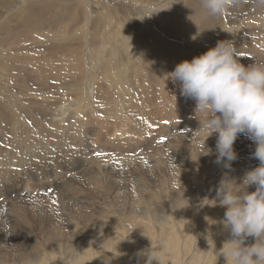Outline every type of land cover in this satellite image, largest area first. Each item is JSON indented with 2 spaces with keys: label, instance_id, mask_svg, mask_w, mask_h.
<instances>
[{
  "label": "bare ground",
  "instance_id": "obj_1",
  "mask_svg": "<svg viewBox=\"0 0 264 264\" xmlns=\"http://www.w3.org/2000/svg\"><path fill=\"white\" fill-rule=\"evenodd\" d=\"M126 1L135 2V5H137L136 3H140L142 5V6L139 5L140 7H142V13L141 11H139V13L143 16V18H148L147 16L148 11H146L145 7L148 8V10L150 11L151 9H153V5H156L155 3H157L158 0H126ZM198 1L199 0H192V1L190 0V2L188 3L185 2L186 4L183 2L184 4L175 6V8L165 12L166 14L165 18L170 20L172 29L176 32L182 33L183 37L186 40L185 42L187 43V47L175 45L174 42L176 41L177 43H179V39L171 38L170 36L158 32L157 29H155L152 26V24L148 19L146 20L149 21L150 23L149 24L150 29H152L155 33L160 34L161 40L157 42H148V41L145 42L143 40L144 35L141 33L138 34L137 36L129 35L126 43L123 37L124 35L127 34L120 30V23L133 21L134 20L133 15L135 13H133V11H130L131 9L129 7L121 8L120 6H118L117 8H115L116 7L115 6L112 8L111 5L107 4L105 10L109 14V16L111 15V17L114 18L115 20L114 27L117 26V29L114 30V27H112L113 25L107 27L104 24V16L98 18L94 16L95 14L94 15L92 14L93 11L91 10L90 3L87 2V0L86 1L84 0H25L24 7L17 14H15L7 22L0 24V56H1L0 79L2 80V82L5 81L6 83L12 81L13 85L17 83H19L18 84L19 86L26 85L27 87L26 86L23 87H26L27 89L30 90V94L26 93L23 96H17L18 94L19 95L21 94L18 93L20 89H17L16 87H14L13 90H17V92L16 93L15 91L12 92L13 86L11 89L0 91V99L3 100V103H0V139L2 140L1 143H3V147L2 146L0 147V158H1L0 167L1 165H3L4 168L6 169V170L2 169L3 171H0V178L3 179L7 176V179L10 180L11 184L13 186H16L13 187L12 190L5 188V190L8 191H5L4 194L0 195V264H45L44 260L47 257V252H46L47 249H49L51 260L56 262V264H146L148 257H149L148 264H155V262L153 261H160V263H164V264H184L185 260L191 258V253L194 250V243H195L194 230L189 228V225L192 226V224L194 228L197 226L201 228V230L199 231L200 236L204 237L205 239L204 241L206 242V244L208 243L206 238L210 242L209 250L211 251V256L206 261V264H219L221 262L222 257H219L217 260L216 256L214 255V250L218 251L222 247L224 242L223 239H226L227 236V232L224 231L222 225L218 223L223 218L225 209L220 207L218 204L216 206H213L214 202L212 200H214L215 198V194H216L215 189L218 186V183L221 180L222 176L226 173L230 176V172H229L230 169H227L225 171V167L223 163L216 164L214 162L216 159L215 154L210 156L201 155L202 154L201 149H199L197 145L195 147L194 153L199 156L201 155L200 163H199L201 169L198 170L197 168L193 169L192 167H190L191 170H193V172L190 173L189 171H186L187 172L185 175L186 177L179 178L180 182L178 181L177 183L179 184L178 185L179 189L176 190L175 186L173 185L169 186L168 185L169 181H167L168 180L167 179L161 182L159 188H155L152 186L153 188H155L153 190L158 191V194H154L153 190L151 189L149 195L148 182H150V180H148V176H147L148 174L145 175L146 173L145 174L138 173L141 183L139 184L140 186L138 187H141L143 190L139 189L136 190L135 192L131 191V193L133 194L127 196V199L129 200L128 203L129 202L133 203L134 208L136 209L139 208L138 210L141 212L144 209V207H142V205L144 204H146L145 207H148L149 205L153 204L151 203L152 201L158 200V203H160L159 199H157V197H159L160 194L161 196H163V199L176 200V202H173L175 203L173 205H175L177 213H174V209L172 208L173 210L170 211V214L166 219V223L162 222L164 227L161 228L157 226V229L159 227L161 228V230L164 229L169 230L170 235L175 236L178 243H180V241L184 239L185 244L182 246L181 250H176L173 248V250L171 251L170 248L171 244L169 243L170 240L167 237H164V242H159L162 245H164L163 246L164 248L161 246L158 248L157 237L155 236L149 237L148 229L137 230L139 226H136L137 227L136 230L131 229L132 230L131 233L135 235L136 239L134 240L133 238H130L129 241L130 242L133 241L135 246L141 244L143 246L141 248L145 249V251L148 253L147 255L145 253V254H140L139 256H134L131 253L132 252L131 250H130L131 252L130 251L128 253L125 252L126 250H124L121 247L122 243H124L126 238L125 233L122 232L121 223L119 221H114L116 220L115 216L121 219L123 210H120V207L122 204L123 205L125 204L121 200L125 197V194L122 191V186L120 187L118 185H115V188L112 190L110 189L109 191H107L108 190L107 189L106 191H102L105 201L107 200V202L110 203V208L112 209L109 211V217H107L110 218L109 220L112 221L110 222L111 229H109V227L104 224L105 221L103 223L101 222L104 220V219L102 220L101 217L103 211V204L102 205L100 204L101 207L99 208V210H101V212L98 211L97 209L91 208V210L92 209L93 210L91 211L90 215L85 214L86 212L83 213L84 210H76L73 208L74 203L72 204L71 201L72 199L71 197H73L71 196V192L75 186L74 185L75 180L78 177L76 178V176H74L73 177L74 179L72 178L69 182H66L63 187V190L61 191L60 189L62 188L60 186L58 187L55 186L60 181V179L54 178L53 176H47L44 178L43 177L44 171L39 172L41 168L51 167V163L41 164V167H39L40 169H36V173H32V174H29V172L34 171V169H30L28 173H20L19 170L12 171L15 172L13 175L9 173L10 172L9 168L15 167L11 163V161H16V163H22L25 159L30 164H33L34 163L33 160L36 158L42 159L47 157L48 160H51L52 155H54L53 154L54 150L56 152L60 150V153L65 152L66 149H62L61 146L65 141L69 140V136H71L74 131L76 132L81 131L84 137L86 138L87 142H86L85 150L88 155L91 156L90 153L93 154L97 149L99 150L101 148V145H103V147L106 148L108 145L105 142L103 143V141H101V139L96 135L93 129L94 121L91 120L93 116H96V114L99 115L102 114L103 104L104 105L112 104V106H118L117 108L119 109V113L121 114L120 117H114L116 118L114 124L109 125L105 122L102 123L97 122L99 128L102 129L104 132L106 131L110 132L109 126H113V127L118 126V128L114 133H110V137L112 138L116 137L117 144L114 145L110 144L114 146L116 150H119V148L121 147L123 148L132 147L133 143L136 144V142H133L136 141L135 138H139L143 140L147 139L148 135L150 134V128L148 127V124L147 125L145 124V122L148 119V114L146 117H144L145 115L144 111H148V103H145L147 101L141 99L139 100V102L142 103L132 105L131 102L133 100L132 101L130 100L136 96L135 93L138 92L137 89L141 85L142 87L146 88L145 91L151 90L150 87L148 86L149 83L148 46L153 48V50L150 51L149 54L155 60L158 57V54L166 55L169 53L175 58L174 63H172L169 67H168V63H166L167 66H165L163 70L164 81L162 82V84L160 85L161 87L159 88L160 94H158V91L157 94L155 93L156 95H159L157 97V100L160 99L162 101H168L167 94H170L177 98L171 100L173 103H179L182 101L185 103V100H182V97L180 98L178 94L174 93L175 91L177 92V90L179 91V86L172 87L174 83L166 76V74L172 72L175 66L180 62L184 60L191 61L193 57L199 56L205 53L206 51H208L209 48L215 47L216 45L214 44V40L217 42L222 41L221 37L216 38V36L220 35L221 31H223L221 28L224 25V23L221 22L223 21L222 15L217 17H210L203 9L201 10V8H199V5L197 4L199 3ZM195 3L197 4V6L195 5ZM115 4L116 2L114 3V5ZM158 4L161 5L162 3L158 1ZM241 5L245 11H249L248 16L252 17L254 13L253 7L261 6L264 4L259 0H238V3L232 8L234 9L235 7L236 8L239 7V9H241L242 8ZM136 8L138 9V7ZM53 10H55L57 14L54 15L53 18L50 17L47 18L45 14L50 13ZM233 11L231 10V12ZM235 13L238 14V12ZM131 16L133 19L130 20ZM259 21H261L264 25L263 12L262 13L260 12V15L253 18H248V20H244L243 22L237 25H235V23H233L232 20L230 21L231 23L227 21L226 26L224 25L225 27H227L228 36L230 31L235 32L234 38L233 37L232 38L233 40H235V46L240 53V57H242L240 58V62L242 63L245 64L251 63L250 59H248L246 55H252L253 58H255V60H257V54L259 56L264 57V52H263L264 39L259 40L258 43L253 41L254 34L250 29L252 22L257 23ZM12 22L19 25L20 29L16 31L15 30L12 31L11 29L12 24H10ZM146 23L148 25V22ZM188 35H191V37L194 36V38L187 39ZM41 39L44 40L40 42ZM111 39L114 42H116L117 45L113 49V53H111L112 60L104 61L106 58L103 60V57H106L107 54L106 51H108V46H109V45L105 46L104 44L106 42H110ZM169 39H171L172 42ZM226 39L232 40L230 37ZM180 40L183 41L182 39ZM124 43H126V45ZM254 43L258 45L256 46L254 45ZM49 44L52 46H49ZM196 47H198L199 49L197 50ZM261 49H263V51ZM37 50L38 51L43 50V52H39L38 55H35V51ZM132 54H134V56ZM91 59L93 60L92 62L94 65L90 68L89 67L87 68V64L88 62H90L89 60ZM112 62H114L113 65H111ZM156 62L158 66H160V64L158 63L160 62V60H156ZM258 62H262V61L258 60ZM45 65H49L50 67L53 65L52 69L53 68L54 69L51 71H47L40 68L41 66H45ZM26 68H29V70H26ZM108 68L109 70H107ZM127 68H131L133 70H137L141 72L143 76V80L140 79L142 76L139 79H133V81H130L129 78L127 77L125 78L122 70ZM162 68H163V64H162ZM68 69L71 71L70 76L72 77V79L71 82L69 83L67 82L68 84L64 83L65 87L64 86L62 87L68 90L70 87H73L72 89H74L75 87L76 89H79L80 92L84 91L83 95H80L81 97L79 98V101L78 99H75L74 98L75 96L73 95L75 94L76 91L71 94L72 96H74L73 98L77 100V101L73 100L74 102L72 103L74 104H72L71 106H65V104L62 105L63 103L62 104L57 103L58 100H61L62 98L64 99L66 98L62 94H58L57 92L56 95L51 93L53 95L49 96L50 95L48 94L49 91L53 89L51 88L50 84L46 85V83L50 80L52 82L61 81V80L65 81L68 74H64V73L68 72ZM55 70H57V72L60 71L61 73L53 74ZM4 71L7 72L4 73ZM90 74L92 78H89ZM14 75L17 76L14 77ZM104 82H106V84ZM107 82L109 83L111 82L112 86L114 87L113 89L110 85L107 86L108 89L111 87V91L108 94L106 93V89H105ZM33 84H36V86L33 89L28 88V85H33ZM5 86L6 85H4V87ZM22 89L23 88H21L20 92H22ZM114 90L117 92V97L114 95L115 93ZM10 92H12V94L10 95L11 99H9V95H6V94H10ZM144 95L146 94L144 93ZM14 98L16 99L15 101H17V103H19V105L21 106L19 108H15L18 111H20L17 112L16 114L24 117V122L21 125H19L20 128L19 138H17L13 134V128L15 126L14 116L9 117L6 112L8 109L12 111L11 107H9V102ZM67 98L69 99V96H67ZM70 100L67 102L70 103ZM135 100L136 99H134V101ZM106 112L108 111H105V114ZM39 114L43 115V118L45 120L44 124H46V128H44L45 125L43 127L42 126L39 127V124L37 123L38 118H36L38 117ZM110 116L113 117L112 110H110L109 113H107V115L101 116V119L107 121L106 119ZM174 116H177L176 113H174ZM2 117L5 119V125L3 123ZM105 117L107 118L105 119ZM53 118H55L53 124H48L46 122V121H51ZM129 119L134 120L136 123L142 126V128L144 129V133L132 129L131 126L129 125ZM88 125L89 128H86V126L88 127ZM187 127L190 128L193 126L188 124ZM4 129L6 130V135H4L3 133L5 131ZM118 134H121V136L117 137ZM23 136L27 137L29 146L30 147L34 146V147L30 148L28 152H24L23 149H16V152H14L13 149L15 146L20 148V144L22 143ZM69 144L70 145L74 144L73 138H70ZM211 147L215 149L214 144L211 145ZM243 147L240 146L241 149H245ZM178 149L180 151V148ZM97 151H96V155L100 153V152L97 153ZM77 153H85V152L83 149L77 151ZM253 153H254L253 151H249V155H252ZM102 156H101V158H103L102 160L98 157L100 159L99 162L93 160L89 165L86 163L88 166L85 167L84 171L79 174H82V176L86 174L85 176H90L95 181H98V179H100L99 177L101 176L104 177V175L109 174V171L110 172L113 171V170L112 171L109 170L110 168H116L117 166L120 165V162L122 163L125 160L129 161L128 164L136 165V167L138 166L139 168L141 166H144V164L146 166L144 160L145 158L142 159L141 161L139 159L134 161L133 159H128V158L120 159L115 156L116 157L115 160L117 161L113 159V164L110 165V160H112L110 158L112 155L110 156L108 161L105 159L106 156L105 158ZM159 158H161V156L156 157L154 163H159ZM162 160L165 161L164 158ZM55 161L58 160L56 159L52 162ZM87 161H89V159H87L84 162ZM101 163H103V165ZM249 163L256 164V163H260V161L258 159L252 158L251 160H249ZM92 165L97 166L96 168L94 167L95 170ZM158 165L160 166V164ZM189 166H187V168ZM180 173L181 172L175 169L174 172L170 174V177L177 178ZM158 174L160 178H162L164 172L160 170V172L158 171ZM158 174L156 176H158ZM231 174L233 173L231 172ZM230 177L235 178L237 180V183L240 182L241 178H239L238 176H230ZM21 179L29 186L34 185L33 186L34 189H31L33 191H28V190L24 191L25 189H21L20 186ZM90 180L92 179L90 178ZM172 180L173 179H171V181ZM23 181L21 183L22 185L24 184ZM1 183H3V181H1ZM43 183L48 184L49 186L52 187L43 188L41 186ZM103 184H100V186L101 185L104 186ZM171 184H173V182H171ZM108 185L110 184H107V186ZM85 193H89V192H85ZM59 194L61 195V200L56 199V196ZM124 199L126 200V197ZM167 203L169 202L167 201ZM155 205L156 204H154V206ZM167 205L165 208H167ZM10 208L13 210L12 218L10 217V215H8V209ZM83 209L86 210V207ZM105 210L108 209L105 208ZM31 211L34 212L33 214L35 215L36 227L41 228L43 226V228H47L48 231L51 227H57V230H60V227L58 225H59V221L61 220L58 221V219H56L58 216L64 218L68 217V219H70L69 222H71L67 226V228L65 226L68 232L61 231L62 229L60 231L63 232V234L67 237L68 241L73 238H78L82 242H84L85 240V243L87 245H85V247L83 248L78 249L77 250L78 254L75 255L74 253L75 250L73 251L72 248L64 249L62 246L63 243L62 239L60 238L52 239L51 236L53 232H50L49 235L47 231L45 233H42L43 236L42 238H40V240H38L36 236L34 237L31 232V236L29 238V246L27 245L24 248V243L21 242V240L24 238L27 239L28 236L27 232L31 231V229L35 226L33 224V227L30 226L26 228L27 230H22L21 227L19 226V218L23 217L26 212H31ZM144 213H146V211ZM105 214L106 213H104V215ZM150 214L155 218L149 219ZM157 214L159 213L156 212L155 209L154 210L152 209V212L148 214V220L156 221L157 218L155 215ZM97 215H99V217L101 218L100 220L97 217ZM105 216L108 215L106 214ZM160 216L162 217V215ZM94 222H95L94 227L96 226L95 233L93 232L94 235L101 234L102 236L105 234V238H107L106 236L112 234L113 235L112 243H114L115 248L95 246L97 244L95 243V241H94L95 245L93 246L90 235H88L86 238V236L84 235V232H86L85 227L88 224L91 223L94 224ZM106 223L109 224V222ZM166 224H168L169 227H167ZM90 227L91 225L88 228ZM53 229L55 228H52V230ZM110 230L114 232H110ZM101 238H104V236ZM93 239H96V235ZM45 241L48 242L47 243L48 245L45 243ZM148 243H149V250H148ZM102 245H103V241H102ZM42 246L47 247V249H43ZM165 246L167 250H165ZM69 247L71 246L69 245ZM94 248L97 249V251H95ZM23 249L28 251H25L24 253ZM35 250L36 252L34 253ZM123 253L127 254L128 263H120L118 261V256H121ZM182 257H184V261H182L181 259ZM190 264H199V263H197L195 259H192L190 261Z\"/></svg>",
  "mask_w": 264,
  "mask_h": 264
},
{
  "label": "rangeland",
  "instance_id": "obj_2",
  "mask_svg": "<svg viewBox=\"0 0 264 264\" xmlns=\"http://www.w3.org/2000/svg\"><path fill=\"white\" fill-rule=\"evenodd\" d=\"M84 1H86V0H84ZM158 1L161 2L162 4L161 5L158 4ZM158 1H157V3H155L157 6L156 5H153V9H151L152 11L151 10L149 11L148 8H146L144 6L145 9H146V11H148V13H147L148 18H143V16L139 13V11H141V13H142V7H140L142 5L140 3H136L137 5H135V2H129V1L127 2L126 0H87V2L90 3L91 10L93 11V12L91 11L92 14L93 15L95 14L94 16H96L98 18L104 16V24L107 27L112 26V25H113L112 27H114V24H115L114 18L111 17V15L109 16V14L107 13V11L105 10V7H106L107 4L108 5H111L112 8L115 7V6H116L115 8H117L118 6H120L121 8L122 7L123 8L129 7L131 9V10L130 9L129 10L130 11H133V13H135L134 15L131 13L133 15V18H134L133 21H127V22H125L126 24L125 23H122V22L120 23V30L123 31V32H125L127 34V35H124V37H123L124 40L126 41V43H127V39H128V36L129 35H131V36L132 35L133 36H137L138 34H141V33L144 35V39L143 40L145 42H147V41L148 42H157V41H160L161 40L160 34L155 33L152 29H150L149 24L151 23L152 26L155 29H157L158 32H160V33H162L164 35L170 36L171 38L179 39V43H177L176 41L174 42L175 45L187 47V43L185 42L186 40L183 37L182 33L176 32V31H174L172 29L170 20H168L167 18H165V15H166L165 12L166 11H169L170 9L175 8V6H178L180 4H184L185 2L188 3V2H190V0H188V1L187 0H158ZM259 1H261L264 4V1H262V0H259ZM115 2L118 5H116V4L114 5ZM24 3H25V0H0V24H3L5 22H7L10 18H12L15 14H17L24 7V5H25ZM196 3H195V5L197 6V4H198L199 5V8H201L200 7V3H197V4ZM92 4H94V5H92ZM136 7H138V9ZM241 7H242V5H241ZM263 7H264V5L257 6V7H253L254 13H253V16L252 17H249L248 16L249 11H245L243 7H242L243 9L242 8L239 9V7L238 8L235 7L236 9L235 8L234 9L233 8H230L228 10V12L226 11L223 14L224 16L222 15L223 21H221V22L224 23V25L226 26L227 21L230 22L232 20L233 23H235V25H237V24L243 22L244 20H248V18H253V17H256V16L260 15V12L261 13L263 12V17H264V8ZM260 8H262V9H260ZM133 9L136 10V11H134ZM255 9H257V10H255ZM201 10H202V8H201ZM231 10L232 11L234 10V11L231 12ZM235 12H238V14H236ZM56 14H57L56 11L53 10L52 12L45 14V16L47 18H49V17L50 18H53V16L56 15ZM230 14H232V15H230ZM229 16H232V17H229ZM133 18L131 16L130 17V20L133 19ZM233 18H235V19L237 18V19L235 20ZM146 19H148L150 21V23ZM113 20H114V22H113ZM234 20H235V22H234ZM145 21L148 22V25H147V23ZM236 21H238V22H236ZM10 24H12V28H11L12 31H14V30L16 31V30H19L20 29V26L17 25L16 23H13L12 22ZM224 25L221 27L223 31H221V34L218 35V36H216V38L221 37L222 40H228L226 38H229L230 37L233 40L234 35H235V32L234 31H230L229 32V36H228L227 27H225ZM18 26H19V28H18ZM116 29H117V26L114 27V30H116ZM224 29H226V30H224ZM250 29H251V31L254 34L253 41H255V42L258 43L259 40L264 39V25H263V23L261 21H259L257 23H253L252 22V25H251ZM190 38H194V36L191 37V35H188L187 36V39H190ZM107 39H108V37H107ZM180 39H182L183 41H181ZM42 40H44V39H41V41L40 40L39 41L42 42ZM169 40L172 42L171 39H169ZM233 41L235 42V40H233ZM110 42H106L104 44L105 46H108L109 45L108 46V51H106V53H107L106 54V57H103V60L106 58L104 61H106V60H112V54L111 53H113V49L117 45L116 42H114L112 39L110 40ZM126 43H124V44L126 45ZM214 44L216 45L217 44V41L214 40ZM254 45L257 46L258 44L254 43ZM49 46H52V45L49 44ZM110 46H111V49L112 50L110 49ZM196 49L198 50L199 48L196 47ZM152 50H153V48L148 46V80H149L148 86L150 87L151 90L150 91L149 90L148 91H145L146 88L145 87H142V85H141L137 89L138 92L135 93L136 96L130 100V101L133 100L131 102L132 105L142 103V102H139V100H141V99H144L145 101H147L145 103H148V111H144V113H145L144 117H146L147 114H148V119L145 122V124L146 125L148 124V127L150 128V134L148 135V138L147 139L143 140V139L135 138L136 141H133V142H136V144L133 143V146L132 147H129V148H123V147H121V148H119V150H116L115 147L112 146L114 144H117L116 137L115 138L110 137V133H114L116 131V129L118 128V126L117 127L109 126L110 132H107V131L104 132L102 129L99 128V125L97 124V122H100V123L105 122V123L111 125V124H114V122H115V119L116 118H114V117H120L121 114L119 113V109L117 108L118 106H112V104H106V105L103 104L102 114H100V115L99 114H96V116H93L91 120L94 121L93 129H94L96 135L101 139V141H103V143L105 142L108 145L106 147L107 149L105 147H103V145H101V148L99 150L97 149L98 151L96 150L97 153L100 152V153H98V155H96V151L93 154L90 153L91 156L88 155L87 152H86V150H85V148H86V142H87L86 141V138L84 137V135L82 134L81 131L80 132L74 131L72 133V135L69 136V140L65 141L63 143V145L61 146L62 149H66V151L63 152V153H60V150H58V152H56L54 150V152H53L54 155H52V159L51 160H48L47 157L42 158V159L41 158H36V159L33 160V162H34L33 164H30L25 159H24V161L22 163H16V161H11V163L15 167L14 168H9V171H10L9 173L11 175H13L15 173V172H12V171L19 170L20 173H28V171L30 169H34V171H30L29 172V174H32V173H36V169H40L39 167H41V164H49V163H51V167H49V168H46V167L45 168H41L39 172L44 171V175L42 174L44 178L47 177V176H53L54 178L60 179V181L55 186L56 187L60 186L62 188V189H60L61 191L63 190V187H64V185H65L66 182H69L74 176H76V178L78 177L76 179L78 182L75 180V184H74L75 186H74L73 190L71 189L72 190L71 196H73V197H71L72 198L71 201H72V204L74 203L73 204V208L76 209V210H84L83 213L86 212L85 214L90 215L91 214V211L93 209H97L98 211L101 212V210H99V208L103 204V211H102L101 217H102V220L103 219L104 220L101 221V222L103 223L105 221L104 224L107 225L109 227V229H111V227H110L111 223L110 222H112V221L109 220L110 218H107V217H109V211L112 210V209L110 208V203L107 202V200L105 201V198L103 196V192L102 191H106L107 189H108L107 191H109L110 189L112 190V189L115 188V185H118L120 187L122 186V191L125 194L126 200L124 199L125 197L123 199H121V200L126 204V206H125V204L124 205L123 204L121 205L120 210H123L122 211V217L120 219L117 216H115L116 220H114V221H119L121 223L122 232L125 233V237H126L124 243H122V246L121 245L120 246L124 250H126L125 251L126 253H128L131 250L132 252L131 251L130 252L134 256H139L140 254H145V253L147 255V253H148V252L145 251V249L141 248V247H143L141 244H139L138 246L137 245L135 246V244L133 243V241L132 242L129 241L130 238H133L134 240L136 239L135 235L133 233H131V231L133 229L136 230V228H137L136 226H139V228H137V230H139V229L140 230L148 229L149 237L150 236L157 237V247L158 248L160 246L161 247L164 246L161 243H159V242H164V237L169 238V240H170L169 243L171 244V247H170L171 248V251L173 250V248L176 249V250H181L182 249V246L185 244V240L184 239L182 241H180V243H178L177 240H176V238H175V236L170 235L169 230H167V229L161 230V228L164 227L162 222H165L166 223V219L168 218V215L170 214V211L174 209V213H177L176 212V207H175V205H173V204H175L173 202H176V200L163 199V196H161V194H160V196L157 197V199H159V202L160 203H158V200H156V201H152L151 202L153 204L150 203L152 206L148 204L149 206L148 207H145L146 204H144V205H142V207H144L145 210L143 209L142 212L138 210L139 209L138 206H137L138 209H136V208H134L133 203H131V202L128 203L129 200L127 199V196H130V194L131 195L133 194V193H131V191L132 192H135L136 190L142 189L141 187H138V186H140L139 184H141L140 183L139 174L140 173H143V174L146 173L145 175L148 174L147 175L148 176V180H150V182H151V183L148 182V194L150 193L151 189L153 190L155 188H159L161 182H163L164 180H167V179H168L167 181H169L168 182V185L169 186L173 185V186H175V189L176 190L179 189V186H178L179 184H177L178 181L180 182V179L179 178L180 177L185 178L186 177L185 175L187 173L186 171H189L190 173H192L193 170H191L190 167H192L193 169L194 168L195 169L197 168L198 170L201 169V167L199 166L200 157H199V155L195 154L194 151H195L196 145L199 147V149H201V145H202L203 139H204V137H203L202 134H201V137H200L199 140H197V139L194 138L195 137L194 135H196L194 132L200 126L199 125V121L195 118V112H194V109H195V101H193L191 99L190 100H188V99L186 100L184 97H182L180 95V91H178V90H177V92L175 91L174 93L178 94L180 96V98L182 97V100H185V103L183 101L182 102H179V103H173L171 100L177 99V98L175 96L170 95V94H167L168 101H162L160 99L157 100V97L159 96V95H156L157 94V91H158V94H160L159 88L161 87L160 85L164 81V78H163V70H164L165 66H167L166 63H168V67H169L172 63H174L175 58L171 54H169V53L166 54V55H164V54H158V57L156 58V60H160V62H158L160 64V66H158L156 60L154 58H152L150 56V54H149V52L152 51ZM261 50L263 51V49H261ZM39 52H43V50L42 51H38V50L35 51V55H38ZM132 55L134 56V54H132ZM246 57H248V59H250L251 63L258 62V60L264 62V57L259 56L258 54H257V60H255V58H253L252 55H246ZM239 58H242V57H239ZM89 61L90 62H88L87 68L88 67L90 68V67H92L94 65L93 62H92L93 61L92 59L89 60ZM113 64H114V62H112L111 65H113ZM162 64H163V68H162ZM242 64H245V63H242ZM245 65H248V64H245ZM52 66L50 67L49 65H45V66H41L40 68H42L43 70L51 71V70L54 69V68L52 69ZM26 70H29V68H26ZM107 70H109V68ZM55 71L53 72V74H55V73L56 74L61 73L60 71H58V72H57V70H55ZM122 71L124 73V77L125 78L126 77L129 78L130 81H133V79H139L142 76V73L141 72H139L137 70H133L131 68L123 69ZM6 72L7 71H4V73H6ZM64 74H68L65 81L64 80H61L63 82H61V81H53L52 82L50 80V81H48L46 83V85H49L50 84L51 85V88L53 89V90L49 91V93H48V94H50L49 96H51L53 94L56 95V92H57L58 94H62L66 98V99L62 98L61 100H58L57 103H61V104L63 103L62 105L65 104V106H71L72 104H74L72 102L77 101L75 99H78V101H79V98L81 97L80 95H83V92L84 91L80 92L79 89H76L75 87H74V89H72L73 87H70V88L68 87L69 90L66 89V88H63L62 86H64L65 84H68L69 82H71V79H72V77L70 76L71 75V71L69 69H68V72H65ZM16 76L17 75H14V77H16ZM89 78H92L91 77V74L89 75ZM140 79L143 80V76ZM4 82L5 81L2 82V80L0 79V91H5V90H8V89H11L12 86H13L12 92L15 91V93L17 92V90H13L14 87H16L17 89H20V91H21V88H23L22 89V92H20V91L18 92L21 95L18 94L17 96H23L26 93L27 94H30V90L26 88L27 87L26 85H23V86H26V87H23V86H19L18 85L19 83L13 85V82L12 81H10L9 83H6V82L4 83ZM60 82L63 83V84H61ZM111 82L110 83L107 82V85L105 87L107 94L111 91V87L114 89V87L112 86ZM54 83H55V86H54ZM104 83L106 84V82H104ZM52 84H53V86H52ZM105 84H103V85H105ZM4 85H6V86L4 87ZM109 85L111 87L108 89L107 86H109ZM17 86H19V87H17ZM35 86H36V84L28 85V88H32L33 89ZM174 86L175 87H178L177 84H174L172 87H174ZM60 87H62V88H60ZM141 88H142V90H141ZM25 89L28 90V91H26ZM69 91H70V93H69ZM12 92H10V94H6V95H9V99H11V96L10 95L12 94ZM74 92H75V94H73V95L75 97L71 95ZM114 92H115L114 95L117 97V92L115 90H114ZM51 93H53V94H51ZM144 93L146 95H144ZM66 95L69 96V99L67 98ZM138 95H140V96H138ZM147 98H148V100H147ZM134 99H136V100L134 101ZM15 100L16 99L14 98V99H12L9 102V107H11L12 111L8 109L6 112H7V114H8L9 117H11V116L13 117L14 116L15 126L13 128V134L17 138H19V136H20V128H19V125H21L24 122V117L21 116V115H17L16 114L17 112H20V111H18L15 108H19L21 106ZM69 100H70V103L67 102ZM38 101H39V99H38ZM64 102H66L68 104H66ZM95 102H96V99H95ZM110 102H112V101H110ZM137 102H139V103H137ZM0 103H3V100L0 99ZM65 106H64V108H65ZM109 107H110V109H109ZM110 110H112V112H113V117H111V116L108 117V118L105 117V119L107 118L106 119L107 121H104L103 119H101V116L107 115V113H109ZM105 111H108V112H106V114H105ZM174 113H176L177 116H174ZM60 117H62V116H60ZM36 118H38L37 119V123L39 124V127H41V126L43 127L45 125L44 128H46V124H44L45 123L44 122L45 120L43 118V115L39 114L38 117H36ZM197 118H200L199 117V114H197ZM54 119L55 118H53L51 121H46V122L48 124H53ZM2 120H3V123L5 125V119L3 117H2ZM188 124L192 125L193 127H190V128L187 127ZM129 125L135 131L144 133V129L142 128V126H140L134 120L129 119ZM3 127H5V126H3ZM86 128H89V125H88V127L86 126ZM3 133H4V135H6V130ZM120 136H121V134H118L117 137H120ZM210 137L208 138L209 140L207 139L208 142L206 141V145H208L206 147L211 148L213 150V154L212 155H214L215 154V149H213L211 147V145H213V144L215 145L216 144V134H213ZM70 138H73V140H74V144L73 145H70L69 144ZM211 141H212V143H211ZM1 142H2V140L0 139V147L1 146L3 147V143H1ZM248 142H249V144H248ZM35 143H37V142H35ZM235 143L236 144H234V149H235V151L237 153V159L232 162L233 164L231 163V166L232 167H231V169H230L229 172H230V176H238L239 178H242L244 176V174H245L246 171H249V170L253 169V167L254 168L257 167L260 163H256V164L249 163V160H251L253 158L252 155H249V151H253L254 152V150L256 148L255 143H253L252 141H250L249 139H247L244 135H240ZM237 143H238V145H237ZM110 144H112V145H110ZM78 146H80V147H78ZM240 146H242V147L244 146L243 148H245V149H241ZM33 147L34 146H31V147L29 146L28 141H27V137L23 136L22 137V143L20 144V148L17 147V146H15L13 150H14V152H16V149H23L24 152H28L29 149L30 148H33ZM178 148H180V151H179ZM83 149H84V152L85 153H77V151H80V150H83ZM78 154H80V155H78ZM187 154H188V156H187ZM101 156L104 157V158L106 156L105 159L107 161H108V159L111 156L110 159H112V160H110V165L113 164V159L115 160L116 157L117 158H120V159L121 158L133 159L134 161H136L138 159L141 161L142 159L145 158L144 160H145L146 166H145V164H144V166L145 167H148V168H145L144 166H141L139 164H137V165H139L141 167L140 168L138 166L136 167V165L128 164L129 161L128 160H125V161H123L124 163L123 162L122 163L120 162V165L117 166L116 168H110L109 170H111V171L113 170V171L110 172L108 170L109 171V174L108 175H104V177L103 176L99 177L100 179H98V181H95L90 176H85L86 174L83 175V176H82V174H79V173H82L84 171V168L87 167L93 160L94 161H97V162H99L100 159L102 160L103 158H101ZM159 156H161V158H159V163H154V160H156L155 158L156 157H159ZM148 158H149L150 163L148 161ZM163 158L165 159V161L162 160ZM56 159L58 161L52 162V161H54ZM87 159H89V161L90 160L91 161L90 162L89 161L84 162ZM253 159H255V158H253ZM0 160H1V158H0ZM115 161H117V160H115ZM101 164L103 165V163H101ZM155 164H156V166H155ZM158 164H160V166ZM149 166H150V169H149ZM187 166H189V167L187 168ZM94 167L96 168L97 166L94 165L93 168ZM103 167H105V166H103ZM151 167H152V169H151ZM95 168H94V170H95ZM2 169L3 170H6L3 165H1L0 171H3ZM127 169H128V171H127ZM175 169H177L181 173L178 175L177 178H172V177H170V174H172ZM160 170L162 172H164V174H163V177L164 178L163 177L160 178V176L158 174V171L160 172ZM226 170H227V168H225V171ZM129 172H130L131 175L129 174ZM231 172L233 174H231ZM149 173H151V174L153 173V174L151 175ZM157 174H158V176H156ZM112 175L113 176L115 175V176L113 177ZM118 175H120V176H118ZM123 177H125L126 179L123 178ZM83 178H85V179H83ZM90 178L92 180H90ZM111 178H113V179H111ZM82 179H83V181H82ZM153 179L155 180V182H154ZM159 179H161V180H159ZM171 179H173V180L171 181ZM103 180H104V182H103ZM1 181H3V183H1ZM22 181L23 180L21 179L20 180L21 189H25L24 191H26V190L33 191L31 189H34V187H33L34 185L33 186H29L24 181H23L24 184L22 185L21 184ZM81 182L84 183L85 185L82 184ZM171 182H173V184H171ZM156 183H158V184H156ZM80 184H82L84 186H82ZM100 184H103L105 187L102 186V185L100 186ZM107 184H110V185L107 186ZM93 185L95 186V188H94ZM41 186L43 188H50V187H52V186H49L48 184H45V183H43ZM87 186H88V189H87ZM152 186L155 187V188H153ZM13 187H16V186H13L11 184L10 180L7 179V176L5 178H3V179L0 178V195L1 194H4L5 191H8V190H5V188H7L9 190H12ZM83 187H84V189H83ZM81 188H82V190H81ZM103 188H104V190H103ZM78 190H80V191H78ZM248 190L250 192L251 191H255V187H250ZM85 192H89V193H85ZM97 192L100 195H98ZM153 192H154V194H158V191L153 190ZM90 196H91V198H90ZM56 199L61 200V195L60 194L57 195L56 196ZM167 201L169 203H167ZM155 202H157V203H155ZM97 203H99V204H97ZM154 204H156V205L154 206ZM130 205L132 206V208H131ZM166 205H167V208L168 209L165 208ZM79 206H81V207H79ZM108 206H109V208H108ZM85 207H86V210L83 209ZM91 208H93V209L91 210ZM105 208L108 209V210H105ZM124 208H125V210H124ZM152 209L153 210L155 209V211L159 213V214L155 215L156 218H157L156 221L155 220H152V221L151 220L150 221L148 220V214L152 212ZM166 209L168 210L169 213L167 212ZM128 211L130 212V214H129ZM137 211H139V212H137ZM145 211H146V213H144ZM147 212H148V214H147ZM33 213L34 212H32V211L31 212H26L23 217L19 218V226L21 227L22 230H27L26 228L27 227H30V226L33 227V224L35 226V227H33L31 229V231H28L27 232L28 233L27 239L23 237L24 239L21 240V242L24 243V248L27 245L29 246V238L31 236V232H32V235L34 237L36 236V238L38 240H40V238H42V236H43L42 233H45V232L48 231V229L47 228H43V226L41 228H43L44 230L41 229L40 227H36V225H35V215ZM104 213H106L108 216H105L106 214L104 215ZM114 213H115V211H114ZM12 214H13V210L11 208L8 209V215H10L11 218H12ZM160 215H162L163 218ZM164 215H166L167 217L164 216ZM97 217L99 218V220L101 219L99 217V215H97ZM59 218H62V219H59ZM151 218L154 219L155 217L154 216H151V214H150V218L149 219H151ZM56 219H58V221L61 220V221H59V225H58L60 227V230L62 229L61 231L68 232L66 230V228L71 223V222H69L70 219H68V217L64 218V217H59V216ZM106 222H109V224L106 223ZM90 225H91V227L88 228ZM94 225H95V222H94V224L93 223L88 224L85 227V231L86 232H84V235L86 236V238H87L88 235H90V238H91V241H92L93 246L95 245V243H97L95 246L115 248L114 247V243H112L113 242V237H112L113 235L112 234H110L109 236H106L107 238H105V234L102 235V236H101V234L100 235L99 234H95L96 235V239H93L95 237L94 233H95V229H96V226L94 227ZM126 225H128V226H126ZM140 225H142V226H140ZM166 225H167V227H169L168 224H166ZM65 226H66V228H65ZM102 226H103V224H102ZM154 226H155L156 229L154 228ZM157 226L161 227V228L158 227V229H160V230L157 229ZM197 227L194 228L193 224H192V226L189 225V228L194 230V240H195V243H194V250L191 253V258H189V259H187L185 261H184V257L181 258L182 261H184V264H190V261L192 259H195L196 262L199 263V264H206V261L211 256V251L209 250L210 249V246H209V243L210 242L206 238V240L208 242L206 244V242L204 241L205 240L204 237L200 236V232L199 231L201 230V228L200 227L197 228ZM52 228H55V229L52 230ZM129 228H130V230H129ZM45 229H47V230H45ZM93 229H94V231H93ZM153 229H155V230H153ZM60 230H57V227H51L47 233L50 235V232H53L52 233V236H51L52 239L53 238L54 239H57V238L62 239V242H63L62 243V246H63L64 249H67V248H70L71 249L72 248L73 251L75 250L74 251L75 255H77L78 254L77 250L80 249V248H83V247H85V245H87L85 243V240H84V242H82L78 238H73V239H70L68 241L67 240V237ZM56 231L58 232V234H57ZM87 232H88V234H87ZM110 232H114V231L110 230ZM157 232H159V233H157ZM164 232H166V233H164ZM92 235H93V237H92ZM103 236H104V238H101ZM228 238H230V237H229V235L227 233L226 239H228ZM226 239H223V240L225 241ZM94 241H95V243H94ZM102 241H103V245H102ZM254 242L255 241L252 238H250V239H248V241L246 243L251 244V243H254ZM45 243L47 244L48 242L45 241ZM69 245L71 247H69ZM72 246L74 247V249H73ZM77 246H79V247H77ZM49 247H50V245H49ZM42 248L43 249H47V247H44V246H42ZM94 250L97 251V249H95V248H94ZM148 250H149V243H148ZM165 250H167L166 246H165ZM25 251H28V250H24L23 252L25 253ZM35 252H36V250L34 251V253ZM46 252H47V257L44 260L45 261V264H56V262L52 261L51 258H50L49 249H47ZM126 253H123L121 256H118V261L120 263H128V259H127L128 256H127ZM160 264H164V263H160ZM219 264H225V261H224V258L223 257H222L221 262Z\"/></svg>",
  "mask_w": 264,
  "mask_h": 264
},
{
  "label": "clouds",
  "instance_id": "obj_3",
  "mask_svg": "<svg viewBox=\"0 0 264 264\" xmlns=\"http://www.w3.org/2000/svg\"><path fill=\"white\" fill-rule=\"evenodd\" d=\"M199 3L210 17H217L238 0ZM239 57L233 40L218 41L191 61L177 64L166 76L179 86L182 97L195 101V118L200 126L194 138L204 137L201 155L213 154L206 141L216 134L214 162L231 169L237 159L234 144L238 137L244 135L255 143L252 157L260 161L259 166L246 171L239 183L224 174L215 189L213 206L225 209L218 223L230 238L214 250V255L217 260L223 257L225 264H264V62L245 65ZM250 187L255 191H248ZM249 238L255 242L246 243Z\"/></svg>",
  "mask_w": 264,
  "mask_h": 264
}]
</instances>
